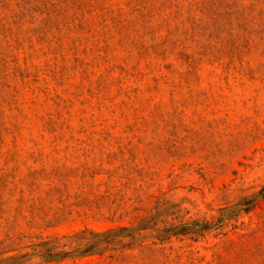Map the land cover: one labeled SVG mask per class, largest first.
Returning a JSON list of instances; mask_svg holds the SVG:
<instances>
[{
    "label": "rangeland",
    "instance_id": "374dc122",
    "mask_svg": "<svg viewBox=\"0 0 264 264\" xmlns=\"http://www.w3.org/2000/svg\"><path fill=\"white\" fill-rule=\"evenodd\" d=\"M0 264H264V0H0Z\"/></svg>",
    "mask_w": 264,
    "mask_h": 264
}]
</instances>
